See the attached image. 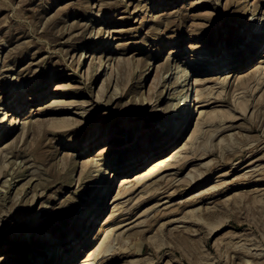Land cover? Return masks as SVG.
Masks as SVG:
<instances>
[{
    "label": "rangeland",
    "instance_id": "rangeland-1",
    "mask_svg": "<svg viewBox=\"0 0 264 264\" xmlns=\"http://www.w3.org/2000/svg\"><path fill=\"white\" fill-rule=\"evenodd\" d=\"M260 20L264 0H0V128L12 130L0 139V264L43 251L37 264H57L98 180L110 191L87 264H264V40L237 71L207 73L190 54L207 44L237 62L242 32ZM30 83L40 98L12 128L6 106L26 103ZM188 84L193 116L159 156L184 146L180 164L111 205L123 175L104 170L162 139ZM101 146L113 150L96 156Z\"/></svg>",
    "mask_w": 264,
    "mask_h": 264
},
{
    "label": "bare ground",
    "instance_id": "bare-ground-1",
    "mask_svg": "<svg viewBox=\"0 0 264 264\" xmlns=\"http://www.w3.org/2000/svg\"><path fill=\"white\" fill-rule=\"evenodd\" d=\"M170 5L171 4L164 3V4H161L160 6H166L167 7ZM251 19L252 20L255 19V16L254 15L251 16ZM260 21L264 22V20H260ZM246 27H247V29L242 32L241 38L244 40H246V39H248V40H246V43L243 46L244 48H242V50L240 52H238V55L241 56L239 61L233 62L232 61L233 58L230 57L232 60L225 63V57L227 58V57L231 56L232 53H227L228 56H223V54L221 55V53H220L221 51L219 48L213 49L211 46H208L206 44V45H199V46H190V54H192V58H194V61L196 62V64H191V65H194V66L206 65L207 67H206L205 72H207V73H213V72L220 73L222 71V69H223V71H227V70H230L233 68L237 71L238 69L242 70V68H245L246 66L251 64V62H253L257 58V56H259V49L261 48V45H262L263 40H264V23L259 25V27H258L259 30L256 31L253 35H250L249 38H247L246 34H248V33H246V31H250L252 28L255 29V24L253 22H249L248 26H246ZM210 45L213 46V44H210ZM231 49H233V48H231ZM173 53L174 52H172V54ZM207 53H209V56ZM215 53H216V55L214 56ZM178 55L185 56L184 53H178ZM216 57L219 59H217ZM261 57H264V56H261ZM212 58H214V59L216 58L218 60L217 63H215L213 61L210 62V60ZM199 60H201L202 63ZM259 63H264V59H262ZM204 70L205 69H203L202 71H204ZM195 71H197L196 68H195ZM202 71H200V72H202ZM236 71L232 72V70H231V72H229V74L233 75V74L237 73ZM202 83L203 82H201L200 80L194 79V83H192V85H194L195 88H197ZM59 87H63V86H59ZM41 88L42 87L40 85H37L35 83L31 84L30 85V96L26 100V103L24 102L21 104V102H18L15 99V100H13V102H11L9 105L6 106L13 113V116H15L13 118L14 122L12 124H10V126L12 128L15 125L19 126V125L24 124V122H22V120H20V118L18 119L19 114H21V109L23 108V106H27L30 103L36 102L37 99L40 98V96H37V94H38V92L41 91ZM191 88L192 87H189V84L187 85V87L183 88L182 95L180 97L178 105L171 112L170 117L167 118V120L162 124V128H163L162 139L160 138L161 140L159 142H157L154 146H148V147H150V149L148 150V152L146 154H144V151L146 149H142L141 153L137 152V154H134L133 157L129 158L127 161L118 162L117 164H112L111 166H108L111 169L110 173H107L108 169L104 170L103 176L106 177V175H108V178H109V175L111 173H113L114 171H116V172L114 175H112L113 178L117 177L118 175H123L119 179V182H120L119 183V191L117 192V195L112 200L111 205H113L119 199L118 196L123 195L126 192V185L127 184H129L131 182H135V186L140 187L145 182L149 181L150 179L155 178L156 175H158V173H160L161 171L165 172V171L173 170V169H175V167H177L180 164V160L178 159V157H179V154L184 150V148H183L184 146L180 147V148H179V146H177L169 154H167L165 156H161V157H159V156L162 155L163 153H165L167 151V149H169V147H172L174 145V143H176L178 141V139L181 137L183 131H185V129L187 128V125H189L190 116L191 117L193 116V113H192V115H190L191 94H190V97L188 98V92L192 91ZM5 89H7V87L2 88L0 93L5 94V92L2 91ZM202 91L197 90L198 94H200V98L204 102L206 97ZM209 104H211V103H209ZM207 105L208 104H204V105L198 106V107H206ZM6 115H7V113H6ZM4 121H5V118L2 117V119L0 120V126L2 125V123ZM76 122H78V121H76ZM64 124H66V123H64ZM175 124H177L176 127H175ZM197 126H198V124H197ZM197 126L195 127L194 131L192 132V134L190 136L191 138L188 139V141H190V140L193 141L195 139V136L197 135V133H196L197 132L196 128H198ZM121 130L122 129H119L118 132ZM122 131L124 132L125 129ZM11 132H12V130L6 131V130H3L0 128V139H4ZM128 134L129 135L131 134V130L128 131ZM121 141L124 143V141H126V138H122ZM100 143H101V141H98V142L94 141V142L89 143L88 151H91V149L93 147L99 145ZM116 144L117 143H115L113 145H116ZM116 146H118V145H116ZM76 149H78V148H76ZM84 150H85V148L83 149V153L85 152ZM110 150L112 151L113 149H110L108 147L104 148V146H101L100 148L97 149L98 153L96 156H98L100 154H106V153H108L107 151H110ZM139 150L140 149H138V151ZM114 151L116 153H119V150H114ZM151 160H152V162H150ZM86 161H88V160H86ZM183 162L184 161H182L181 164H183ZM147 163H149V164L142 171H140V169L142 167H144V165H146ZM252 163L250 162L246 167H248ZM90 166L92 167V164H90ZM136 171H139V172H136ZM133 172H136V173H134L130 177L124 176V175H128L130 173H133ZM203 179H205V177H202L198 180H194L195 181L194 184H197L200 180H203ZM184 184L187 185V182ZM133 185H134V183H133ZM109 187L110 186L108 183L105 184V180L104 181L103 180L97 181V185L94 186V191H92V193L86 199L87 204L84 208V213H82L84 216V219L82 218L78 222V224H76V232L74 231L75 235H73L71 238H69L65 241L64 246H62V248H61V250L63 249V252L60 255V259L54 258L55 263H57V264H87V262L89 261V257H91L93 255V252L90 253V251H91L90 249L87 251H83V250L85 248H87L89 245H91V239L93 238V235L95 234V232H97V230H98V228H96L94 234H92L89 238H87L89 231L91 230L92 226L95 224L97 218L102 213L105 212V205L103 203V200L109 194V191H110ZM204 193L205 192H199L196 195H194L193 198H197V200H195V201L198 202L203 198ZM195 201H192V202H195ZM188 204H190V203H188ZM185 205H187V204H185ZM105 218L106 217H104L101 220V222H103L102 226H106L109 222H111V220L110 221L105 220ZM103 232H104V229H99L98 230V234H99L98 236L100 237ZM83 240H84V242H83ZM106 246H108V245H106ZM43 255H45L44 251L42 252V254L36 255L34 258L30 259V263L31 264H37V262L39 260H41ZM6 259H8V258L3 257L0 260H6Z\"/></svg>",
    "mask_w": 264,
    "mask_h": 264
}]
</instances>
